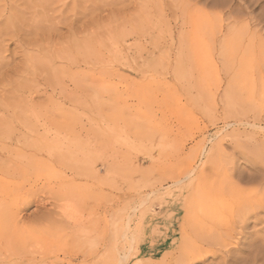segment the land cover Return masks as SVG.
I'll return each instance as SVG.
<instances>
[{
    "label": "rangeland",
    "instance_id": "374dc122",
    "mask_svg": "<svg viewBox=\"0 0 264 264\" xmlns=\"http://www.w3.org/2000/svg\"><path fill=\"white\" fill-rule=\"evenodd\" d=\"M259 205L264 0H0V264H264Z\"/></svg>",
    "mask_w": 264,
    "mask_h": 264
},
{
    "label": "bare ground",
    "instance_id": "6f19581e",
    "mask_svg": "<svg viewBox=\"0 0 264 264\" xmlns=\"http://www.w3.org/2000/svg\"><path fill=\"white\" fill-rule=\"evenodd\" d=\"M16 141V140H15ZM18 142V141H17ZM17 147V146H16ZM13 150V149H12ZM17 150V149H16ZM7 152V151H6ZM3 153H5V152H3ZM14 153V152H13ZM12 156V155H11ZM11 156H10V158H11ZM15 156V155H14ZM8 157V156H7ZM14 158V157H13ZM12 158V159H13ZM16 158V157H15ZM7 159V158H6ZM9 160V159H8ZM16 160V159H15ZM263 206V207H262ZM262 206H258V207H256V209H259V208H263L264 209V205H262ZM264 248V247H263Z\"/></svg>",
    "mask_w": 264,
    "mask_h": 264
}]
</instances>
